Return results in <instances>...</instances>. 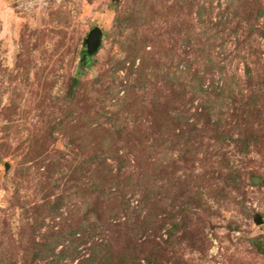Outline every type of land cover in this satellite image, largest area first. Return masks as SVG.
<instances>
[{
    "label": "rangeland",
    "instance_id": "obj_1",
    "mask_svg": "<svg viewBox=\"0 0 264 264\" xmlns=\"http://www.w3.org/2000/svg\"><path fill=\"white\" fill-rule=\"evenodd\" d=\"M92 251L264 264V0H0V264Z\"/></svg>",
    "mask_w": 264,
    "mask_h": 264
},
{
    "label": "trees",
    "instance_id": "obj_2",
    "mask_svg": "<svg viewBox=\"0 0 264 264\" xmlns=\"http://www.w3.org/2000/svg\"><path fill=\"white\" fill-rule=\"evenodd\" d=\"M96 170L97 171H101L102 172V175L103 176H101L100 177V180H101V182H100V184L101 185H104V182L105 181H108V177H109V173L111 172L110 170H106V169H104V168H102V164H100V163H98V165L96 166ZM105 174H108V176L104 179V176H105ZM120 175V171H118V172H116V174H114V176H113V178H116V177H118ZM106 183V182H105ZM101 185H97V184H95L94 185V187L96 188V192H100L101 191V189H100V187H101ZM105 186H103V188L102 189H105L104 188ZM102 193H104L103 191H102ZM260 247V246H259ZM53 252V251H52ZM77 253V255L79 254V252H76ZM94 254H95V252L94 251H92V253L90 254V257H88V258H84V259H82V263H84V262H86V264H92V261L94 260ZM35 255V257H41L42 259H39V260H41L40 262H36V264H41V263H43V264H60L61 263V260L63 259V258H65V256H64V254H56V253H53L51 256H49L48 258H43V256H42V254H40V253H35L34 254ZM95 256H96V254H95ZM35 257H34V259H35ZM147 258V257H146ZM145 258V259H146ZM96 259V258H95ZM147 261H146V264H157L156 262V259L154 258V256H151L150 255V257L149 258H147L146 259ZM95 261V260H94ZM81 263V264H82ZM85 264V263H84Z\"/></svg>",
    "mask_w": 264,
    "mask_h": 264
},
{
    "label": "water",
    "instance_id": "obj_3",
    "mask_svg": "<svg viewBox=\"0 0 264 264\" xmlns=\"http://www.w3.org/2000/svg\"><path fill=\"white\" fill-rule=\"evenodd\" d=\"M102 36L103 31L99 27H96L89 32L86 37L87 48L84 55L85 57H91L99 51L102 44Z\"/></svg>",
    "mask_w": 264,
    "mask_h": 264
}]
</instances>
